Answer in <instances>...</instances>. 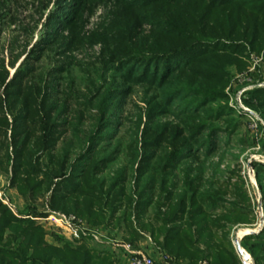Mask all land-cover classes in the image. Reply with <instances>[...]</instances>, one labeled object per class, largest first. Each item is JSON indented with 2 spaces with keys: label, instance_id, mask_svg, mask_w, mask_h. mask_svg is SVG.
Wrapping results in <instances>:
<instances>
[{
  "label": "trees",
  "instance_id": "1",
  "mask_svg": "<svg viewBox=\"0 0 264 264\" xmlns=\"http://www.w3.org/2000/svg\"><path fill=\"white\" fill-rule=\"evenodd\" d=\"M125 1V5L134 3ZM147 1L131 6L148 5L147 11L135 12L121 23L120 32L128 36L119 38L124 46L116 45L124 49L119 63L127 61L125 76L142 77L156 85L149 120L154 112L175 109L181 126L145 125L140 152L136 141L127 162L105 176L116 149L108 151L100 142L110 134L104 122L120 101L117 94L108 93L102 105L106 100L110 103L100 110L99 124L85 133L78 152L72 153L70 140L55 154L68 130L65 115L69 106L54 97V75L61 68L48 70L37 82L29 80L34 68L21 66L9 80L7 71L0 72V152L4 150L0 169L9 173V186L21 196L33 199L47 193L51 209L72 212L90 225L123 228V241L135 243L148 233L170 264H199L201 260L240 264L230 227L254 220L242 177L232 180L229 174L221 188V184L214 187L212 180H203L201 170L192 164L178 181L174 170L180 161L197 159L200 151L208 155L219 131L227 139L235 131L231 118L235 112L224 92L228 69L233 64L244 68L247 51L264 48V0ZM142 19L151 25L149 36L127 33ZM105 40L111 61L118 48L109 49V40ZM133 63L141 64V70H133ZM248 93L264 118V86ZM221 118H228L223 127L217 123ZM72 129L77 137L79 131ZM259 144L264 149V136ZM251 166L264 218V162L254 161ZM226 193L232 200L225 198ZM32 216L44 213H15L0 199V264H118L109 250L97 251L84 242L75 244L61 237L56 243L48 242L42 225ZM240 244L255 264H264V220L261 230L243 236Z\"/></svg>",
  "mask_w": 264,
  "mask_h": 264
},
{
  "label": "rangeland",
  "instance_id": "2",
  "mask_svg": "<svg viewBox=\"0 0 264 264\" xmlns=\"http://www.w3.org/2000/svg\"><path fill=\"white\" fill-rule=\"evenodd\" d=\"M124 2L126 1L0 0V72H8L7 80L21 66L34 68V71L29 73V80L37 82L44 79L48 70L55 67L61 68L54 75L57 90L54 97L69 106L65 115L68 120V130L58 142L54 150L55 154L60 151L65 142L70 140L73 141L72 153L78 152L85 133L91 132L99 124L100 110L105 104L110 103L106 100V103L102 105L108 93L114 92L120 99L108 112L104 122V125L108 124L105 132L110 134L100 142L101 146L108 151L116 149L115 161L107 167L105 176H111L114 169L127 162L130 158L129 150L133 148V144L135 146L136 141H138L136 146L140 152L142 130L145 125L156 127V124L167 123L172 126H181V120L176 116L175 109L172 112L157 114L154 112L149 120L148 109L156 103V85L142 77L134 80L123 74L127 61L119 63V60L125 56L122 54L124 49L116 46H124L125 43L123 39H119L126 34V32H120L121 23L131 18L135 12L148 10V5L131 6H143L149 1L133 0L134 3H128L127 6ZM141 21L134 30L127 33L135 34L136 32L140 37L149 36L151 25L148 21L143 19ZM105 39L109 40L107 41L109 49L118 48L115 52L117 57L112 58L111 61H108L111 56L107 54V51L105 53ZM244 61L246 62L244 68H239L236 64L229 67V82L224 88L226 102L235 112L231 117L236 125L235 131L228 139L223 131H219L215 146L208 155L200 151L197 159L180 161L174 170L178 181L186 171V166L192 164L193 167L198 168V171L201 170L203 180H212L214 187L221 184V188L224 187L229 174H233L232 180L242 177L243 188L249 198L247 202L249 215H252L254 220L252 223L234 224L230 227V240L239 231L257 229L259 232L264 220L261 192L251 166V162L254 161L264 162V149L259 144L260 137L264 136V118L255 107L256 101L251 99L248 93L256 87L264 86V48L260 52L248 50ZM141 67V64L133 63L132 65L133 70H141ZM149 70L152 74L153 67ZM240 92L241 104L250 112L240 109L238 105ZM2 93L3 86L0 88L1 96ZM225 120L228 118H221L217 123L223 127L226 124ZM114 125H117L116 130L112 132ZM72 128L79 131L77 137L73 136ZM3 153L4 150L0 152L2 160ZM43 160L44 163L47 161L46 158ZM154 192L156 195V188ZM48 198L47 193L38 194L33 199L21 196L15 188L9 186V173L0 169V199L15 213L18 211L25 213L28 210L44 213V216H32V218L42 225L48 242L56 243L55 240L61 237L66 241L76 242L75 244L84 242L97 251L107 248L106 250L110 252L112 250L118 264H125L126 258L120 247L110 246V250L103 244L93 241H72L52 223L53 221L46 220L48 212L53 210L50 208ZM225 198L232 200V195L226 193ZM55 211L74 214L61 210ZM147 215H149V209ZM90 226L93 228L102 226L107 240L123 241L121 235L124 230L117 228L112 230L103 224ZM137 243L138 245L131 244L155 259L164 258L154 242L146 236L143 239L139 238Z\"/></svg>",
  "mask_w": 264,
  "mask_h": 264
},
{
  "label": "built area",
  "instance_id": "3",
  "mask_svg": "<svg viewBox=\"0 0 264 264\" xmlns=\"http://www.w3.org/2000/svg\"><path fill=\"white\" fill-rule=\"evenodd\" d=\"M240 94L241 92L238 95V105L240 109L250 112L247 107L241 104ZM260 213L262 214L261 208ZM45 219L48 221H53L52 223L56 227H59V229H61V231L72 241L78 242L81 240H86L90 242L93 241L94 243H101L104 246L120 247L123 250L126 258L125 264H170L165 256H163V260L155 259L154 257L143 253L129 242L114 239L107 240L108 238L105 236L106 234L102 226L93 228L86 221L74 214H66L60 211L50 210ZM248 230L243 234L236 232L235 236L231 238V242L239 258L240 264H255L251 254L240 244V238H242L244 234H247ZM199 264L209 263L206 260H201Z\"/></svg>",
  "mask_w": 264,
  "mask_h": 264
},
{
  "label": "crops",
  "instance_id": "4",
  "mask_svg": "<svg viewBox=\"0 0 264 264\" xmlns=\"http://www.w3.org/2000/svg\"><path fill=\"white\" fill-rule=\"evenodd\" d=\"M107 228H109V227H107ZM118 229V228H117ZM121 231H123V228H121L120 229ZM256 230V229H255ZM243 231H247V230H243ZM243 231H239V233H241V232H243ZM110 232V231H109ZM244 232V233H245ZM123 233H124V231L122 232V235H123ZM122 235H121V237H122ZM148 239H150L151 240V238L148 236V235H146V233L144 234ZM123 238V237H122ZM121 239V238H120ZM140 239H143V238H140ZM138 241V240H137ZM137 241L134 243L135 245L137 244L138 245V243H137ZM74 243H76V242H74ZM106 247H108L109 249H110V247L109 246H106ZM107 249V248H106ZM111 250V249H110ZM111 252H112V250H111ZM159 259H162V258H159ZM163 260V259H162ZM166 264H168V263H166Z\"/></svg>",
  "mask_w": 264,
  "mask_h": 264
},
{
  "label": "water",
  "instance_id": "5",
  "mask_svg": "<svg viewBox=\"0 0 264 264\" xmlns=\"http://www.w3.org/2000/svg\"><path fill=\"white\" fill-rule=\"evenodd\" d=\"M256 232H257V231L252 230V229L248 230V234H250V233H256Z\"/></svg>",
  "mask_w": 264,
  "mask_h": 264
},
{
  "label": "bare ground",
  "instance_id": "6",
  "mask_svg": "<svg viewBox=\"0 0 264 264\" xmlns=\"http://www.w3.org/2000/svg\"><path fill=\"white\" fill-rule=\"evenodd\" d=\"M257 230V229H256ZM245 231H243V232H241V233H239V234H243Z\"/></svg>",
  "mask_w": 264,
  "mask_h": 264
}]
</instances>
